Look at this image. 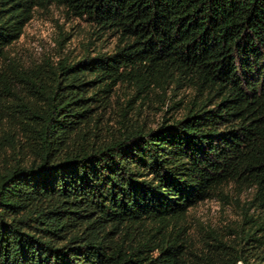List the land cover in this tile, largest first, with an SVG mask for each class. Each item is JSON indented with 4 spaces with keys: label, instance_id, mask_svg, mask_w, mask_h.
I'll use <instances>...</instances> for the list:
<instances>
[{
    "label": "trees",
    "instance_id": "1",
    "mask_svg": "<svg viewBox=\"0 0 264 264\" xmlns=\"http://www.w3.org/2000/svg\"><path fill=\"white\" fill-rule=\"evenodd\" d=\"M51 6L117 44L0 69V264H264V0H0V63ZM231 186L257 218L195 251L191 209Z\"/></svg>",
    "mask_w": 264,
    "mask_h": 264
},
{
    "label": "rangeland",
    "instance_id": "2",
    "mask_svg": "<svg viewBox=\"0 0 264 264\" xmlns=\"http://www.w3.org/2000/svg\"><path fill=\"white\" fill-rule=\"evenodd\" d=\"M116 44L113 34L97 31L89 21L63 8L37 9L21 38L7 49V60L0 63V69L9 61L30 67L45 60L57 62L80 59L86 54H107ZM127 94L128 90L121 88L115 100L123 101ZM190 95L189 91H180L168 94L167 100L156 99L153 107L144 112L147 124L154 128L163 117L178 118ZM173 103L179 105L172 107ZM226 193L225 197H213L191 209L186 224L195 251L210 249L208 246L216 244L217 238L231 246L241 237V230L246 231L251 225L244 218H257L258 212L250 206L251 190L239 191L231 186Z\"/></svg>",
    "mask_w": 264,
    "mask_h": 264
}]
</instances>
